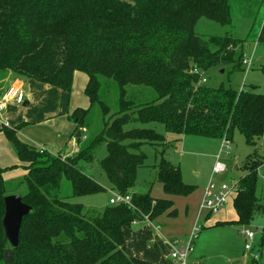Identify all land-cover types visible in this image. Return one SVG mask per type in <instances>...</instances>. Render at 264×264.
Here are the masks:
<instances>
[{"label":"trees","instance_id":"trees-1","mask_svg":"<svg viewBox=\"0 0 264 264\" xmlns=\"http://www.w3.org/2000/svg\"><path fill=\"white\" fill-rule=\"evenodd\" d=\"M201 18L230 24V0H0V100L11 75L70 92L75 72L82 71L89 77L85 93L91 102L69 117L77 125L73 137L80 146L73 156L66 157L65 149L41 151L19 138L18 126L3 125L18 157L28 163V191L22 198L32 210L23 218L19 244L7 257L4 198L19 191H7L4 172L12 168L0 166V264H155L125 251V230L135 222L177 214L173 200L136 192L138 170L147 159L142 147L164 146L157 168L167 194L188 196L196 186L164 157L165 134L148 127L126 129L129 123L156 122L166 132L229 140L238 129L253 145L264 136V92L200 81L211 67L236 66L243 59L237 54L241 40L229 34L203 38L197 32ZM257 40L264 47V22ZM101 77L118 86L115 111L101 98ZM128 85L152 87L158 96L136 104L127 97ZM95 103L103 127L89 139L83 127ZM102 145L107 149L100 161L104 172L116 191L132 196V204L109 201L90 215L82 202L62 196L61 187L66 179L72 196L106 190L81 165L93 164ZM251 157L233 199L238 219L216 225H249L264 212L256 193L263 161L252 166ZM260 244L264 246V235Z\"/></svg>","mask_w":264,"mask_h":264},{"label":"rangeland","instance_id":"rangeland-1","mask_svg":"<svg viewBox=\"0 0 264 264\" xmlns=\"http://www.w3.org/2000/svg\"><path fill=\"white\" fill-rule=\"evenodd\" d=\"M230 6L232 20L230 24L223 25L208 18H201L197 25V32L203 38L208 35L229 34L241 40V44L237 47V54L242 53L243 59L236 66L220 63L211 67L202 74L200 81L210 87L224 85L237 90L254 88L257 92L263 93L264 71L261 67L264 65V47L258 45L257 39L264 22V0H230ZM202 79H206V81L203 82ZM101 81L103 82L101 98L110 103L112 110L115 111L118 107V86L113 80L104 77H101ZM11 90L12 88L9 87L1 100ZM74 92L76 94L77 91L74 90ZM157 96L152 87L127 86V97L135 101L136 104L143 105L152 102ZM21 101L14 102L20 110L24 111L27 107ZM35 105L40 104L33 101L32 106ZM86 120L87 123L83 127V131L90 139L103 127V116L98 103L90 108ZM133 127L154 128L165 134L169 143L165 149L164 157L178 165L181 168L184 181L193 184L196 189L188 196L167 194L163 184L158 180L157 168L164 146L150 143L144 145L142 150L147 155V159L138 170L135 190L142 194L149 193L155 199L170 198L174 202V207L177 208V214L172 216L166 212L157 217L154 222L148 221L147 216H144L142 220H139L140 222H135L131 228L126 230V253H134L145 259H150L148 258L150 256L154 257L152 255H160L170 260L171 248L169 246H172L175 240L185 243L197 226L200 230L194 238V249L188 258V264H264V246L260 244L264 234L259 231V227L264 225L262 210L256 214L249 225L237 223L216 225L215 222L213 224L212 222L216 218H219V221L236 220V210L230 200L218 212L211 214V218L208 219L206 212H203L201 218H198L204 190L210 180L214 178L217 182H233L238 186L239 180L247 173L245 163L250 155L252 157L249 164L252 166L257 161H263L258 168L256 193L259 203L264 205V136L253 145L247 141L246 136L240 130L236 129L230 148H224L221 156L222 161L228 164V170L224 174L213 175L216 155L221 149L223 140L202 135H179L166 132L163 125L156 122H133L129 123L126 129ZM82 139L85 140L84 137ZM6 140L16 155L15 147L8 139ZM79 148L80 146L76 151L69 148L67 152L64 151V155L66 157L73 156ZM106 154V146L102 145L93 164L81 162L82 169L103 185L105 191L93 195L72 196L71 182L65 179L62 183L61 195L71 201L82 202L86 212L90 215L102 211L116 191L100 163ZM6 180L8 181H6L8 192L12 193L15 190L24 195L28 191L25 176L7 178ZM245 228L256 234L253 240H248L242 234ZM247 243H251V250L245 248Z\"/></svg>","mask_w":264,"mask_h":264},{"label":"crops","instance_id":"crops-1","mask_svg":"<svg viewBox=\"0 0 264 264\" xmlns=\"http://www.w3.org/2000/svg\"><path fill=\"white\" fill-rule=\"evenodd\" d=\"M88 80L89 77L86 73L76 71L73 88L70 92H67L36 80L18 78L13 75L9 77L5 89L8 90L9 87L21 88L23 95L21 103H27L25 104L27 108L22 111L17 107V104L14 102L15 100H8L5 108L0 112V166L2 168H12L4 172L5 181H7V178L25 176L28 163L23 162L17 154V156L14 154V150L6 140L8 138L5 136V132L3 133L2 126L5 125L9 128L18 126L19 138L30 146L36 148L43 147L53 151L65 149V152H67L69 148L76 151L79 143L76 137H73V134L77 125L69 117L76 108H88L90 106V99L85 93ZM73 89L77 91L76 94ZM33 101L38 102L40 105L32 106ZM234 196L235 194L231 195L229 201L233 202ZM202 214H199L198 218H201ZM207 216L209 219L212 215L207 214ZM218 221L219 218H216L212 223L214 224V222L217 223ZM169 247L171 248V246ZM127 254L145 259L134 253ZM152 256L154 257L150 256L148 257L150 259L145 260H149L155 264H175L172 258L168 260L169 258L167 259L160 255Z\"/></svg>","mask_w":264,"mask_h":264},{"label":"built area","instance_id":"built-area-1","mask_svg":"<svg viewBox=\"0 0 264 264\" xmlns=\"http://www.w3.org/2000/svg\"><path fill=\"white\" fill-rule=\"evenodd\" d=\"M247 62V61H246ZM203 82L206 79H202ZM22 91L19 87H13L12 90L2 99L0 100V112L5 108L6 103L8 100H15L17 102L21 101L22 99ZM84 130V129H83ZM86 136H84L85 138ZM231 140L224 138L221 149L216 157V164L214 166L213 175L216 174H224L228 170V165L225 161H222V151L224 148H230ZM46 148H40L41 151H44ZM47 150V149H46ZM237 191V186L233 182L221 181L217 182L212 178L208 184V186L204 190V197L200 204L199 214L201 215L203 212L207 214H213L218 212L230 199L231 195L235 194ZM110 203L112 204H132V196L125 195L118 191H115L113 196L110 198ZM199 227L195 226L190 238L185 242L181 243L177 240L172 243L171 246V258L175 262V264H188V258L193 251V242L196 234L199 232ZM259 231L264 233V226L259 227ZM242 234L246 236L248 240H253L256 237V234L248 229L245 228L242 231ZM247 250L252 249L251 243H247L246 247Z\"/></svg>","mask_w":264,"mask_h":264},{"label":"water","instance_id":"water-1","mask_svg":"<svg viewBox=\"0 0 264 264\" xmlns=\"http://www.w3.org/2000/svg\"><path fill=\"white\" fill-rule=\"evenodd\" d=\"M27 104V103H25ZM81 132L77 133L80 136ZM5 214L2 224L5 231V241L10 245L5 255L8 257L11 248L19 244L20 230L24 216L31 212V207L23 201L21 193L8 194L4 198Z\"/></svg>","mask_w":264,"mask_h":264}]
</instances>
